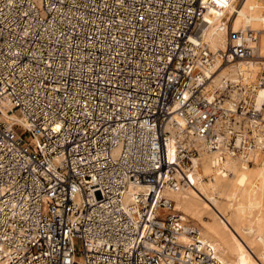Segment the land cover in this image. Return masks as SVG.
I'll list each match as a JSON object with an SVG mask.
<instances>
[{"label": "built area", "instance_id": "obj_1", "mask_svg": "<svg viewBox=\"0 0 264 264\" xmlns=\"http://www.w3.org/2000/svg\"><path fill=\"white\" fill-rule=\"evenodd\" d=\"M239 1L0 0V264H225L169 194L264 159Z\"/></svg>", "mask_w": 264, "mask_h": 264}, {"label": "bare ground", "instance_id": "obj_2", "mask_svg": "<svg viewBox=\"0 0 264 264\" xmlns=\"http://www.w3.org/2000/svg\"><path fill=\"white\" fill-rule=\"evenodd\" d=\"M230 28L239 31L246 27L260 32L257 49L259 58L251 63L256 74L264 59V0H240L229 10ZM206 40L212 51L226 48L224 33L210 30ZM232 65L216 72L213 84L231 75ZM19 124L23 122L15 113L4 114ZM256 161L250 166L234 161L226 164V172L219 173L211 166L208 155L200 154L194 164L198 166L194 187L182 190L181 204L191 211L192 216H207L208 236L201 239L216 250L218 259L225 264H264V162ZM259 163V164H258ZM197 168V167H196ZM180 192L171 193L169 197ZM184 192V193H183ZM179 201V202H180ZM175 203V202H174ZM175 210H177L175 206ZM187 241L186 237H183Z\"/></svg>", "mask_w": 264, "mask_h": 264}, {"label": "rangeland", "instance_id": "obj_3", "mask_svg": "<svg viewBox=\"0 0 264 264\" xmlns=\"http://www.w3.org/2000/svg\"><path fill=\"white\" fill-rule=\"evenodd\" d=\"M261 162H264V160H262ZM199 167L200 166L198 164V166H197V169L198 170H199ZM251 167H253V166L250 165V168ZM181 192L178 195L176 194V196L175 195L173 196V199H174V202H175V206H176V208L178 210L177 212L179 214H181V216L184 218L185 223L187 225H190L192 227H195L196 229H199V231L201 232L202 236L207 237L208 236V233H207L208 231H207L206 226H207V224L209 222V218L207 216H205V215L202 216L201 218H195L194 216H192L191 211L187 210L186 207L181 204V201L179 200L181 197L180 198H177V197H179V195L181 194ZM74 247H75L76 250L79 249V244H78L77 241H75Z\"/></svg>", "mask_w": 264, "mask_h": 264}]
</instances>
